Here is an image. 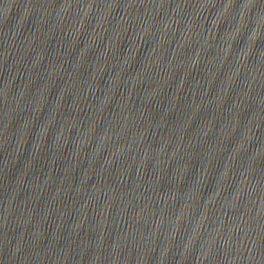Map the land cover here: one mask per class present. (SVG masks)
I'll use <instances>...</instances> for the list:
<instances>
[{
    "label": "water",
    "instance_id": "obj_1",
    "mask_svg": "<svg viewBox=\"0 0 264 264\" xmlns=\"http://www.w3.org/2000/svg\"><path fill=\"white\" fill-rule=\"evenodd\" d=\"M0 264H264V0H0Z\"/></svg>",
    "mask_w": 264,
    "mask_h": 264
}]
</instances>
